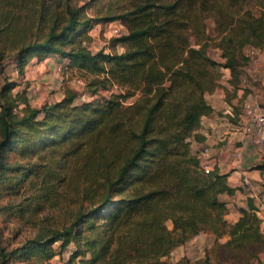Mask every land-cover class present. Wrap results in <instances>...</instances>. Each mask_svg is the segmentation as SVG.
I'll return each mask as SVG.
<instances>
[{
	"label": "trees",
	"instance_id": "trees-1",
	"mask_svg": "<svg viewBox=\"0 0 264 264\" xmlns=\"http://www.w3.org/2000/svg\"><path fill=\"white\" fill-rule=\"evenodd\" d=\"M17 8L30 22L22 29ZM208 18L216 22L214 46L222 60L210 53ZM113 20L127 27L112 39L125 50L93 51L84 42L89 31ZM8 45L22 73L32 57L55 54L91 75L95 93L114 84L124 91L84 102L68 91L34 106L22 90L0 101V178L18 169L38 174L50 188L81 156L92 199L64 230L8 252L0 244V264L12 255L49 259L55 242L61 248L74 243L72 258L82 256L81 264H173L170 252L201 232L216 236L205 264L262 261L264 219L255 199L249 197L229 225L222 194L239 187L218 168L206 172L193 141L205 139L198 128L214 110L206 94L220 85L218 68H229L236 85L251 61L246 49L264 50V0H0V59ZM137 93L134 102H124ZM20 103L21 113L15 111ZM16 152L29 158L28 165L8 163Z\"/></svg>",
	"mask_w": 264,
	"mask_h": 264
},
{
	"label": "rangeland",
	"instance_id": "rangeland-1",
	"mask_svg": "<svg viewBox=\"0 0 264 264\" xmlns=\"http://www.w3.org/2000/svg\"><path fill=\"white\" fill-rule=\"evenodd\" d=\"M252 7L258 14L259 8L255 5ZM94 12V7L89 8V13ZM18 14L20 16L18 18L19 28L22 29L30 22L25 21L24 12H20L17 8L16 15ZM215 27V20L208 18L207 32L212 37L211 43L213 44L210 53L213 57L222 60L221 50L214 46L218 40ZM117 28L122 29V34L128 31L126 25L122 26L120 20L98 23L89 31L91 38L84 42L93 51L105 49L108 52H123L126 48L123 43L114 45L112 42L113 38L120 36L115 34ZM6 48V55L0 59V101H5L10 95L22 90L26 91L30 103L34 106L59 100L68 91H74L77 94V102L98 97L108 98L112 92L124 91L122 87L114 84L108 89L100 88L95 93L94 88L88 84L91 75L88 76L84 69L69 64L68 60L55 54L32 57L22 73L7 53L10 50L9 45ZM248 50L246 49L247 52ZM261 51L263 50L260 49L259 53ZM218 69L221 79L225 73V67ZM11 83H15V87L4 93V88ZM139 95L137 93L125 98L124 102L130 104ZM23 105L20 103L15 111L21 113ZM80 157L77 156L69 161L67 167H64L61 172L62 179L50 188L42 183L38 174H24L18 169L6 170L3 173L0 178V244L6 252L24 245L28 240L48 237L56 230L66 229L76 219L80 210L92 205V199L86 194L85 189L88 183L83 179V173L80 170L82 159ZM28 161V157H23L17 152L8 157V163L14 167L19 164L28 165ZM34 161H38L37 166L40 169L44 167L43 160L35 157ZM246 183L250 184V182ZM43 193L47 194L46 197H38ZM168 224L171 226L172 222L169 221ZM202 240L203 243H201ZM208 240L209 238L203 235L191 243L178 247L176 254L170 256L173 264H205L204 258L212 248V245L207 243ZM53 246L56 248V254L49 259L38 254H31L27 257L12 255L7 264H81L79 259L82 256L72 258L74 243L66 248H61L60 242H55ZM261 255L262 261L255 259L250 262L246 261L245 264H264V249ZM212 258H215L213 253Z\"/></svg>",
	"mask_w": 264,
	"mask_h": 264
},
{
	"label": "crops",
	"instance_id": "crops-1",
	"mask_svg": "<svg viewBox=\"0 0 264 264\" xmlns=\"http://www.w3.org/2000/svg\"><path fill=\"white\" fill-rule=\"evenodd\" d=\"M224 72L226 77L221 76L220 85L206 94L214 110L203 116L198 131L205 139L202 142L194 140L193 149L201 151L210 146L213 169L228 173L229 184L239 187L234 194H222L229 208L226 218L230 225L239 219L240 207L247 206L249 197L255 199L258 213L264 219V145L257 143L254 135L244 134L238 129L246 101L264 106V50L257 57H251L236 85L231 82V70L225 68ZM247 179L250 184L246 183ZM203 235L209 238L207 243L210 246L214 244L216 236L207 232L196 235L186 244ZM228 238L229 234H225L220 240L225 242Z\"/></svg>",
	"mask_w": 264,
	"mask_h": 264
},
{
	"label": "built area",
	"instance_id": "built-area-1",
	"mask_svg": "<svg viewBox=\"0 0 264 264\" xmlns=\"http://www.w3.org/2000/svg\"><path fill=\"white\" fill-rule=\"evenodd\" d=\"M122 26L125 25L122 23ZM122 32V29L117 28L115 34L121 35ZM248 49V54L251 57L258 56L259 48L249 47ZM225 77L226 73L223 75V78ZM238 129L244 134L254 135L257 143L264 145V106L257 102L246 101L243 106V111L240 114ZM199 158L201 167L206 172L213 170V158L211 156L210 146H206L200 151ZM246 182H250L249 179H247ZM201 234L202 233H199V235ZM176 250L177 248L173 249L170 252V256L175 255Z\"/></svg>",
	"mask_w": 264,
	"mask_h": 264
}]
</instances>
